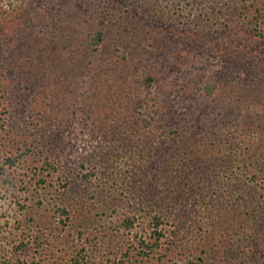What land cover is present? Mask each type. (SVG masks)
<instances>
[{
	"label": "rangeland",
	"instance_id": "374dc122",
	"mask_svg": "<svg viewBox=\"0 0 264 264\" xmlns=\"http://www.w3.org/2000/svg\"><path fill=\"white\" fill-rule=\"evenodd\" d=\"M255 10L264 0H0V264H69L80 247L93 264H264ZM98 31L96 52L87 35ZM135 93L177 126L135 125ZM117 95L118 112L105 105ZM133 210L141 234L154 210L177 224L165 258H133L130 234L98 238Z\"/></svg>",
	"mask_w": 264,
	"mask_h": 264
},
{
	"label": "trees",
	"instance_id": "16d2710c",
	"mask_svg": "<svg viewBox=\"0 0 264 264\" xmlns=\"http://www.w3.org/2000/svg\"><path fill=\"white\" fill-rule=\"evenodd\" d=\"M255 13L256 15L253 16V23H251L253 27L250 29V32L253 33L257 38H264V11L255 10ZM223 26L227 27L226 24H223ZM87 38H89V44L97 52L99 50V46L103 42L104 34L101 31H98L94 34L87 35ZM145 81H149L148 78L145 79ZM204 91L207 95H212L213 87L207 86L204 89ZM139 95L140 94L135 93V95L132 98H130V100L128 101V102H131L132 104H137L141 108V110L143 109L142 111L137 112L138 116L136 118L137 120H135L134 122L135 125H139V126L141 125V127L144 129H150L151 127L161 128L162 126H164V127H167V129L170 131H171L170 126H173V127L177 126L178 122L173 117H169L166 124H162L163 118L161 116H158L155 110L153 109L155 106L159 105L158 100L155 98V96L146 94L145 96L143 95L139 97ZM120 101L121 99L119 95H117V96H114V98L111 99L110 102L108 103L105 102V105H108V106L111 105V107L117 109L116 112H118L119 108L117 104ZM1 115L2 114H0V117ZM119 117H117L116 119L112 118L111 120V121L117 120L118 127L123 125ZM104 119L106 118L104 117ZM131 119H135V118L131 117ZM0 122H1V118H0ZM127 123H129V118H127ZM111 125H114V123H112ZM175 130H172V131H175ZM27 153L28 152H23V153L18 152L13 156L5 158V164L9 168H13L19 163L20 160H22L27 155ZM174 155L175 153L173 154V157ZM164 157L168 158L167 155H164ZM87 163L91 164L90 161H88ZM42 164H43L42 167L44 168L43 170H49L52 172H56L55 165L51 163V161L48 160L47 157L43 159ZM84 179H86V181H89V178H84ZM176 179L177 178H171L170 182L177 183ZM147 186H149L148 190L150 191V188H151L150 185L147 184ZM154 200L155 198L153 196L148 195V203H149V206L152 208H154V205H157ZM58 212L60 215H62V217H65V220L63 222L61 221V223H68L69 212H67V210L64 208L59 209ZM154 212H155L154 214L150 215V218H149L150 220L148 221L146 227L143 230H141L143 231L142 232L143 234L138 233L136 231V229L140 228L139 221L142 219L141 214H138L135 212V210H133V211H128V212H123L120 216H117L115 220L109 222L110 223L109 227L104 225L103 227L104 235L98 238H108L112 240V239L118 238L119 234L122 236H129L130 234V236L135 240L133 241L134 244L131 243L132 245H135L132 247V253H131V256L133 258L139 259V261H144V260L147 261V260L153 259L155 258L156 255H160L165 258V253L162 252L164 249H166L165 245L168 247H174L180 243V242H177L179 241L177 240L178 226L176 224L175 226L176 229L173 226L172 227L173 231L172 229L171 230H169V228L167 229V227H171V223L168 224L169 221L165 219V216L162 214V211L154 210ZM88 241H90L88 243H90L93 247H96L97 245H99L98 244L99 242L98 243L94 242L93 239L91 238L88 239ZM129 256H130V253L125 254L124 252V254H122V257L124 258H129ZM89 257L90 256H89V252L87 251V249L85 247H80L79 249H77L76 253L73 254L71 259L69 260V264H93L94 262L91 261ZM248 259H249L248 256H245V258H242L240 260V264H249ZM118 263L119 264L123 263L121 258L118 259ZM6 264H37V263H35L34 261H22L20 258H16L15 262L7 261Z\"/></svg>",
	"mask_w": 264,
	"mask_h": 264
}]
</instances>
